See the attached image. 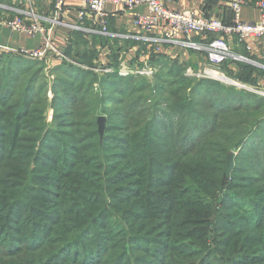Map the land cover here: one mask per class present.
<instances>
[{
	"label": "trees",
	"instance_id": "16d2710c",
	"mask_svg": "<svg viewBox=\"0 0 264 264\" xmlns=\"http://www.w3.org/2000/svg\"><path fill=\"white\" fill-rule=\"evenodd\" d=\"M76 33L65 56L86 65ZM33 61L0 51V264H209L205 249L221 234L222 264H264L263 97L193 82L153 55L152 81L107 76L115 94L102 103L96 79L65 60L53 90L66 119L51 131ZM223 65L242 67L237 80L255 73ZM97 110L103 136L89 119ZM229 151L245 175L238 192Z\"/></svg>",
	"mask_w": 264,
	"mask_h": 264
},
{
	"label": "crops",
	"instance_id": "0c3cea01",
	"mask_svg": "<svg viewBox=\"0 0 264 264\" xmlns=\"http://www.w3.org/2000/svg\"><path fill=\"white\" fill-rule=\"evenodd\" d=\"M165 1V2H164ZM162 1L172 10H190L196 12L199 16L205 18L216 17L225 22L230 21L232 12L225 4L219 0H164ZM241 19L245 22H256L260 18L259 10L256 6L258 0H242ZM6 10L0 12V50L7 48L16 53L24 54L25 51L31 52L37 49L46 50V61H52L53 65H60L63 61H70L65 56V51L69 40L75 41L78 34L87 42V45L97 52L96 61L101 64L113 66L116 61H121L123 65L135 66L143 63L147 52L153 56H165L173 61L182 63L197 59L196 51L185 50L177 46L168 44H156L154 39L161 38L163 30L161 28L149 33L140 32L132 25V16L134 14H147L148 8L145 5L137 6L132 9L112 4L106 5V11L111 15L108 21V34L102 35L97 30L91 29L90 32L73 29L77 26L76 13L79 9L77 0H67L65 12L60 16V23L54 22V1L53 0H10ZM231 12V13H230ZM26 13V16L25 14ZM27 13H30L31 16ZM15 17L21 18L27 25L32 21L40 23L43 31L34 36H26L19 32H13L2 24L3 18L12 20ZM63 23V24H62ZM7 30V37H1L2 30ZM149 39V40H148ZM195 42H203L196 35L192 38ZM229 43L234 52L244 53L249 57L250 65L264 70V37L252 45V50L245 53L244 50L235 44L233 38H229ZM206 42V41H205ZM75 46L71 47L72 50ZM108 49V53H103ZM9 52V51H7ZM106 57H105V56ZM22 56V55H20ZM27 57V56H22ZM51 59V60H50ZM116 59V61L114 60ZM134 65H133V64ZM232 71L235 66L230 65ZM264 84V82H263Z\"/></svg>",
	"mask_w": 264,
	"mask_h": 264
},
{
	"label": "built area",
	"instance_id": "2783aa9c",
	"mask_svg": "<svg viewBox=\"0 0 264 264\" xmlns=\"http://www.w3.org/2000/svg\"><path fill=\"white\" fill-rule=\"evenodd\" d=\"M54 1V22L60 23V16L65 12L67 0ZM79 9L76 13L77 26L73 29L90 32L91 29L97 30L102 35L108 34V21L111 16L106 11V5L112 4L132 9L137 6L145 5L148 8L147 14H134L132 25L140 32L149 33L161 28L163 35L161 38L154 39L156 44H168L177 46L185 50L200 52L211 67L217 68L225 62L233 61L250 64L249 57L244 53L234 52L229 43V38H233L235 44L241 47L245 53L252 50V45L264 37V0H258L256 6L260 13V18L256 22H245L241 19L242 0H219L225 4L232 12L230 24L225 23L220 18H205L190 10H172L165 6L163 0H77ZM0 8H3L0 6ZM26 16V13H24ZM31 16L30 13H27ZM4 26L13 32H19L26 36H34L43 31L40 23L32 21L27 25L19 17L10 21L2 22ZM63 24V23H62ZM193 35L199 36L203 42L192 40ZM149 40V39H148ZM206 41V42H205ZM46 50L48 46H45ZM46 50L37 49L24 53L34 57L42 58ZM152 73L151 71L146 72ZM200 78L216 79L213 77L214 70H199ZM224 78V77H223ZM222 80V79H219ZM227 80V79H226ZM230 82L238 88H246L244 85L235 81ZM256 93L255 89H246ZM264 95V93H262Z\"/></svg>",
	"mask_w": 264,
	"mask_h": 264
},
{
	"label": "rangeland",
	"instance_id": "374dc122",
	"mask_svg": "<svg viewBox=\"0 0 264 264\" xmlns=\"http://www.w3.org/2000/svg\"><path fill=\"white\" fill-rule=\"evenodd\" d=\"M11 4L12 3H9V4H6V3L2 4L1 3L0 6H2L3 8H0V12L2 13L3 10H6V14H7V6H9ZM1 20H2V22L10 21V20H7L5 18H3ZM7 34H8L7 30L3 29L1 37L6 38ZM4 49H6V50H0V51L12 52L11 50H9L7 48H4ZM83 49L84 48L80 47V51H77L76 53L78 54L81 51H83V52H85L86 55H88L89 51L87 49H84V50ZM89 50H90V54L88 55L89 60L87 61V63H85L86 65H81L80 60H76V62H75V61H72L69 59L70 60L69 63L74 65L75 67L79 68L83 72L91 74L92 77L96 79V82L93 84V91L95 93L100 94L99 100L102 103H104L105 98L107 97V94H113V95L115 94L114 89L112 87H109V85H102V79L103 78L109 76L112 79H108V80H114L120 76H123V77L124 76H135L136 78H139V79L152 81L154 74L158 73L160 70L159 69L160 66H157L156 64H154L151 61V59L153 58V56L151 55V52H147V54L145 55L146 60H143V63L135 64V66L133 67L132 65L129 66L128 64L123 65L121 63V61H117L116 64H114L113 66H111L110 64L107 65V63L106 64H101L100 62L98 63L96 61V58H97L96 50L92 51L91 47H89ZM109 51L107 49L103 53L106 54ZM12 53H14V52H12ZM16 54H19V56L20 55L27 56V57H25V59L35 60L32 62V64L34 65V67L32 69L39 68V72H41V77H39V82L34 88H35V90H37L40 86H42L41 97L44 99V101L46 103V107L43 111L44 123L46 124V126L51 131H55V130L59 129V126L65 123L64 120L66 119V116L62 117L63 113L60 111H62L64 108L59 109V107H60L59 101H55V99H56L55 97L57 95H59L53 90V83L55 81L56 76H58V74H56V72H55L56 65H53L52 61H46V58H45L46 54L42 58H34V57H31L25 53H24L25 55L20 54V53H16ZM196 54H198L197 59L194 58L190 62H182V63L178 62V64L182 67L183 74L186 77H189V79L191 78L193 82H197L198 80H206L208 82L214 81V82H217L220 85H224V86H233L230 82L227 83V82L222 81V80H226V79H227L226 81L232 80V81L238 82V83H240L246 87V88L236 87V89L249 92L250 90L247 91L246 89L247 88L248 89L253 88L256 91V93H253V94L264 98V95L262 94V93H264V84H263V82H264V70L250 65V67L255 71V73H253L252 75H251V73L246 74V75H241V80H242L241 81V80H237V78H235V76L240 74V72H241L240 68H242V67L235 66L236 67L235 71L228 70V68H225L224 65L217 67V68H214V67H211L210 64L205 60V57L202 53L199 52ZM73 56L76 57L75 55H73ZM65 60H66V58H65ZM66 61H68V60H66ZM1 63H4V62H1ZM28 64H26V65H28ZM87 64H89V65H87ZM26 65H24V66H26ZM7 68H8V65H7ZM2 70L6 71L5 67L2 68ZM199 70H214V71H217L219 74H221L224 78H222V80H219V79H202V78H200V75L198 73ZM148 71H151L152 73L147 74L146 72H148ZM162 75L164 76V73ZM249 93H252V92H249ZM51 105H52V107H51ZM101 108H103V107L101 106ZM98 111H100V110H97V112L90 115L89 119L95 122V124L97 126L98 133H99L98 120L100 118L104 119L103 132H102V134L99 133L100 136H103L105 126L107 123L106 122L107 118ZM7 112H8V110H7V108H5L2 111V113H0V115H2V116L7 115ZM59 117H62V118L59 119ZM7 119H9V117L4 116V122ZM4 122L0 123V126H5L6 124ZM229 152H232L234 155H236V152H233V151H229ZM1 154H2V151L0 150V157H1ZM4 159H3V162H4ZM226 161H227V159H225V162ZM3 162H2V164H3ZM233 167H234L233 169L235 170L236 175L238 177L235 180L236 184L234 185V187L232 189H230V192H238L240 190L238 184L241 181L243 182V180H244L243 176H245V175H244L243 171L241 169H239V165H237V163L235 162V158L233 161ZM225 169H226V165H225ZM229 196H231L232 201H229V199H228V201L233 202L235 200L233 197L234 193H232V195H229ZM253 198L258 199V196L255 195V196H253ZM223 236H224V234H221V235H219V239L209 240L208 247L205 249V254L203 257V260H204V258H208L207 260H208L209 264H222L221 263V254L222 255L225 254V252L228 249V244H225V243L220 241L224 238ZM195 250L196 251L191 253L190 256L192 254H198L200 252V249L198 247ZM217 250H219L218 253H217ZM213 253H215V254L212 255ZM159 260L162 261L163 256L161 258H160V255L156 256L155 259H153V262L150 260V262L148 264H159ZM167 264H173V262L168 261ZM177 264H181V263H177Z\"/></svg>",
	"mask_w": 264,
	"mask_h": 264
},
{
	"label": "water",
	"instance_id": "95a60500",
	"mask_svg": "<svg viewBox=\"0 0 264 264\" xmlns=\"http://www.w3.org/2000/svg\"><path fill=\"white\" fill-rule=\"evenodd\" d=\"M98 125H99V133L102 134L103 129H104V119L100 118L98 120ZM233 158H234V154L232 152H229L226 156V169H225V173L229 174L232 169H233Z\"/></svg>",
	"mask_w": 264,
	"mask_h": 264
},
{
	"label": "bare ground",
	"instance_id": "6f19581e",
	"mask_svg": "<svg viewBox=\"0 0 264 264\" xmlns=\"http://www.w3.org/2000/svg\"><path fill=\"white\" fill-rule=\"evenodd\" d=\"M213 77L216 79H222L223 78V76L219 73H214Z\"/></svg>",
	"mask_w": 264,
	"mask_h": 264
}]
</instances>
